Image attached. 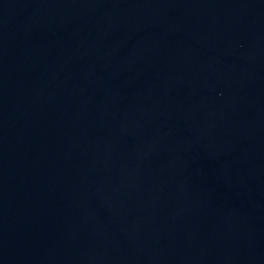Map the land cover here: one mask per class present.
I'll use <instances>...</instances> for the list:
<instances>
[{
    "label": "water",
    "instance_id": "obj_1",
    "mask_svg": "<svg viewBox=\"0 0 264 264\" xmlns=\"http://www.w3.org/2000/svg\"><path fill=\"white\" fill-rule=\"evenodd\" d=\"M0 264H264V0H0Z\"/></svg>",
    "mask_w": 264,
    "mask_h": 264
}]
</instances>
